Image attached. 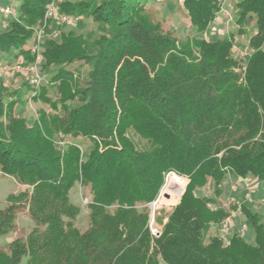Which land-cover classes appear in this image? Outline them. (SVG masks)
I'll list each match as a JSON object with an SVG mask.
<instances>
[{"label": "trees", "instance_id": "1", "mask_svg": "<svg viewBox=\"0 0 264 264\" xmlns=\"http://www.w3.org/2000/svg\"><path fill=\"white\" fill-rule=\"evenodd\" d=\"M17 1V16L0 33V56L33 61L32 27L53 0ZM147 1L101 0L93 8L84 0L58 1L61 13L88 12L103 33L88 44L83 32L64 30L59 41L45 43L43 65L60 66L51 77L58 101L27 80L19 96L0 97V170L32 188L8 197L0 236L13 229L18 202L28 204L35 222L27 240L0 251V264H264L258 213L232 202L214 208L230 175L264 178V0L236 3L239 32L252 22L254 28L241 59L233 55L234 35L180 42L153 21ZM184 6L204 33L222 1L184 0ZM78 60L88 64L86 76L65 67ZM26 91L55 113L41 109L32 126L16 117L13 107ZM57 131L72 135L64 149L54 142ZM80 138L92 141L87 153ZM172 170L190 182L167 221L159 219L158 236L149 205ZM76 183L93 195L85 231L74 224ZM209 183L213 197L199 195ZM237 211L252 226L253 242L239 232L227 243L217 234L206 239L210 226L221 227Z\"/></svg>", "mask_w": 264, "mask_h": 264}, {"label": "rangeland", "instance_id": "2", "mask_svg": "<svg viewBox=\"0 0 264 264\" xmlns=\"http://www.w3.org/2000/svg\"><path fill=\"white\" fill-rule=\"evenodd\" d=\"M63 1V0H58ZM92 8L97 2L101 0H84ZM94 1V2H93ZM222 8L218 12L215 20L210 24V28L207 32L200 33L192 25L189 13L184 6V0H148L145 3V9L150 13L151 18L155 22H159L164 31L172 33L180 42L188 43L194 36L204 37L207 39L216 38H229L230 35H234L233 38V55L239 59L245 58L249 51V41L253 34V22L247 26L244 31L239 32V26L241 25L237 21V8L236 3L238 0H221ZM87 4V5H88ZM8 5L14 10L18 8L17 0H0V7ZM86 13L80 14V20L77 23L61 24L57 19H47L44 17L42 21L32 27L33 38L36 39V43L33 45V51L36 53V60H26L23 57L11 58L0 56V97L2 96H19L18 91L24 86L25 81H31L36 74L40 77L39 88L45 86L46 92L48 93L51 100L58 101L61 96L58 90L57 79L51 78L59 70V65H52L49 69L44 66L45 62L44 51L45 43L47 40H60L63 31L71 29L76 32H83L85 38L90 44L95 38L99 37V34L103 33V30L99 27V23L94 22L91 16ZM13 19L12 16L6 18L0 12V33L6 31L8 22ZM43 56V58H42ZM3 65H11L12 71L3 70ZM16 67V68H15ZM66 68L79 73L80 75L86 76L89 70L88 64L83 60H78L73 63L65 65ZM51 79V80H50ZM37 86V85H36ZM15 91H18L15 93ZM26 95H22L23 101L18 102L13 107V113L16 117L25 119L29 125L39 123V115L41 109L46 110L49 113H55L50 104L41 100L30 99L29 94L34 93L26 91ZM78 100L69 101L68 104L71 106L77 105ZM61 110L60 115H63ZM72 135H66L64 132L57 131L53 135L55 144L59 149H64L69 144ZM136 139L140 144L143 145L144 141H141L138 137ZM81 142L82 153H87L92 146V141L87 138H80L78 142ZM231 176V175H230ZM252 179L251 197H248L249 190L247 189L244 182H238L237 187V200L243 204L251 207L256 211L260 219L264 222V178L255 179L251 174L247 176ZM237 182L228 178L222 184V193L217 197V201L226 202L232 201L231 193H233L232 185ZM243 186H242V185ZM238 188V189H237ZM32 188L19 182L14 176L5 174L0 170V210L7 208L9 205L8 197L10 195H18L20 192H24ZM185 190V189H184ZM182 191L178 185L171 184V182L165 187L163 193L152 201L149 205V226L152 232L159 236V232L163 228V224L167 221L169 213L172 209L180 202ZM197 193L203 197H213L214 190L213 185L209 183L205 187L198 189ZM93 195L90 186H82L80 183H76L71 188L70 199L73 203L80 207V213L74 220L75 226L80 230L85 231L89 225V208L88 204L92 200ZM234 202V201H233ZM19 207L16 211V216L13 220L14 227L7 234L0 236V251L8 252L10 245L16 241H24L28 239V236L33 229L35 222L31 217L28 204L24 202H18ZM232 207V206H231ZM216 209V208H215ZM232 216V224L228 231L225 230V224H221V227L210 226L205 232L206 239L210 235H220L224 241L230 239L234 232H239L244 238L249 241H254V231L251 225L244 222L241 216V212L237 211L236 214H230ZM162 219L164 223L160 222ZM246 225V229L243 226Z\"/></svg>", "mask_w": 264, "mask_h": 264}, {"label": "built area", "instance_id": "3", "mask_svg": "<svg viewBox=\"0 0 264 264\" xmlns=\"http://www.w3.org/2000/svg\"><path fill=\"white\" fill-rule=\"evenodd\" d=\"M58 0H53L47 7V12H46V20L47 19H57L59 23L61 24H69L72 22L77 21L80 17L79 16H75V15H70V14H66V13H61L59 12L58 9V4H57ZM0 12L6 17L9 18L10 16L15 17L17 16V12L16 10H14L11 6L8 5H4L0 7ZM34 41H36V39H34ZM38 59H40V56H37ZM3 70L9 72L12 71L13 68L11 65H3L2 66ZM16 68V67H15ZM31 83H34L35 85H39L40 84V77L38 74H36L35 77H33L31 79ZM252 179L248 178V177H237V182L233 183L232 185V190H235L237 187V183L238 182H244V184L246 185L247 189L249 190L248 193V197H251V191L253 190L252 188ZM172 183L174 185H178L179 188L183 191L184 189H186L187 185L190 182V178L187 175L184 174H180L176 171H168L166 173V177H165V183L162 186V189L159 193V195H161L163 193V190L165 189V187L169 184ZM231 201H226V202H218L217 204L214 205V208L219 209L222 207H229ZM225 230L228 231L231 227L232 224V216H228L225 221ZM246 229V225L243 226L242 231Z\"/></svg>", "mask_w": 264, "mask_h": 264}, {"label": "crops", "instance_id": "4", "mask_svg": "<svg viewBox=\"0 0 264 264\" xmlns=\"http://www.w3.org/2000/svg\"><path fill=\"white\" fill-rule=\"evenodd\" d=\"M229 179L232 181L237 180V176L235 175H231L229 176ZM242 185V184H241ZM243 186V185H242ZM238 189V188H237ZM231 196H233V198L231 197V199H233L231 202L234 204H238V205H244L242 202H239V200H237V190H233V193H231ZM234 201V202H233ZM236 214V212H235ZM241 216L243 218V215L241 213Z\"/></svg>", "mask_w": 264, "mask_h": 264}, {"label": "bare ground", "instance_id": "5", "mask_svg": "<svg viewBox=\"0 0 264 264\" xmlns=\"http://www.w3.org/2000/svg\"><path fill=\"white\" fill-rule=\"evenodd\" d=\"M172 184V183H171Z\"/></svg>", "mask_w": 264, "mask_h": 264}]
</instances>
